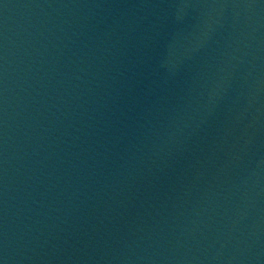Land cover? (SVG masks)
<instances>
[{"label": "water", "instance_id": "1", "mask_svg": "<svg viewBox=\"0 0 264 264\" xmlns=\"http://www.w3.org/2000/svg\"><path fill=\"white\" fill-rule=\"evenodd\" d=\"M175 264H264V0H236Z\"/></svg>", "mask_w": 264, "mask_h": 264}, {"label": "snow or ice", "instance_id": "2", "mask_svg": "<svg viewBox=\"0 0 264 264\" xmlns=\"http://www.w3.org/2000/svg\"><path fill=\"white\" fill-rule=\"evenodd\" d=\"M0 264H2V262H0Z\"/></svg>", "mask_w": 264, "mask_h": 264}]
</instances>
